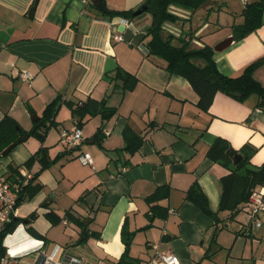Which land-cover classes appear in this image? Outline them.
Returning a JSON list of instances; mask_svg holds the SVG:
<instances>
[{
	"label": "crops",
	"instance_id": "0c3cea01",
	"mask_svg": "<svg viewBox=\"0 0 264 264\" xmlns=\"http://www.w3.org/2000/svg\"><path fill=\"white\" fill-rule=\"evenodd\" d=\"M144 2L102 0L99 8L82 0H0V119L10 115L29 131L45 106L59 100L43 141L27 136L0 158V176L12 164L31 177L38 172L42 183L35 196L18 205L20 221L2 238L9 264H34L38 250L49 252L56 244L62 260L76 256L81 264H114L124 250L123 225L135 231L130 254L141 264L157 251L175 253L178 264H264V211L256 226L244 206L233 214L218 210L220 179L229 169L209 154L222 137L237 151L245 143L254 146L250 163L264 165V98L251 94L238 100L217 91L209 108L200 109L189 81L142 48V33L152 20ZM243 3L208 0L194 12L172 6L182 19L164 26L191 33L194 45L214 47L242 22ZM141 8L133 19L110 14ZM262 55L264 22L224 50L214 49L213 56L220 72L235 75ZM118 68L137 79L132 89L122 91V80L114 78ZM23 71L32 78L21 79ZM253 75L264 84V64ZM88 97L106 99L116 113L109 119L86 115L78 125L67 101ZM77 125L83 141L68 147L60 132ZM125 129L143 138L133 152L123 148ZM42 145L56 159L42 170L38 160L26 167ZM82 152L91 154L92 165L78 160ZM194 182L212 213L186 198ZM155 192L159 198L149 201ZM154 203L164 216L153 213ZM67 210L72 216L65 219ZM49 211L61 220L51 222Z\"/></svg>",
	"mask_w": 264,
	"mask_h": 264
},
{
	"label": "trees",
	"instance_id": "16d2710c",
	"mask_svg": "<svg viewBox=\"0 0 264 264\" xmlns=\"http://www.w3.org/2000/svg\"><path fill=\"white\" fill-rule=\"evenodd\" d=\"M207 1L145 0L141 7H145V12H149L152 17L151 23L142 33V40H144L142 45L146 48L147 54L159 59L164 68L170 73L179 74L189 81L198 94L197 104L202 110L209 108L217 91L224 92L238 100H243L251 94L264 98V84L259 82L253 75L254 71L264 64V55L249 62L238 74L226 75L220 72L217 67L212 46L208 44L194 45L192 44L193 37L189 35L191 33L183 35V32L175 33L165 28V22L182 19L180 15L171 11L172 6L182 7L194 12ZM133 12L132 10H113L110 11V14H118L125 19H133L135 18ZM241 15L243 16L242 22L232 25V34L235 41L241 40L264 22V0H244ZM211 74L219 78V81L214 82L210 77ZM114 78L122 80L121 89L123 92L132 89L137 82L133 75L120 68L117 69ZM231 91L239 92L240 96L231 95ZM67 104L72 109L74 117L77 118L78 125L86 115L100 113L102 119H109L117 110L116 107L107 106L104 98L96 100L88 97L77 104L69 101H67ZM58 107L59 100L54 98L45 106L43 114L29 131L22 129L10 115L3 116L0 119V158L2 157V151L10 143L14 141L22 142L23 136L34 135L40 141H43L47 130L54 124L53 119ZM123 136L125 139L123 148L132 152L139 148L143 139L142 136L129 129L124 130ZM232 150L234 149L227 139L218 137L210 146L209 154L213 156L214 160L229 169V172L220 179L221 191L218 210H228L233 214L246 204L253 190L264 184V165L258 166L257 171H251L245 167L247 163H250V157L256 150L249 143H245L239 148L238 152L241 153L242 160L235 165L232 162ZM55 159L49 158L47 147L42 145L24 162V165L30 167L35 160H38L42 170ZM4 174H6L5 178L11 184L20 187V198L17 205L25 199H31L42 189V183L37 179L38 172L25 179L19 170V166L9 164ZM158 198L157 192L148 197L149 201H156ZM186 198L194 202L199 209L212 213L207 196L197 182H194L187 190ZM151 210L159 216L165 214L164 210L161 213L159 212L162 207L157 203L151 205ZM45 215L53 223L61 220V217L53 211H49ZM64 216L66 219L70 218L72 214L67 210ZM19 221V217L14 216L10 222L2 224L0 228V257L6 255L5 246L1 242L3 236L12 231ZM30 231L33 235H39L33 228H30ZM134 234L135 231H128L123 225L121 240L124 244V250L114 264H141L139 258L130 254ZM195 264H199V262Z\"/></svg>",
	"mask_w": 264,
	"mask_h": 264
},
{
	"label": "built area",
	"instance_id": "2783aa9c",
	"mask_svg": "<svg viewBox=\"0 0 264 264\" xmlns=\"http://www.w3.org/2000/svg\"><path fill=\"white\" fill-rule=\"evenodd\" d=\"M84 4L94 3V0H82ZM129 22V21H128ZM116 39H122L121 35L115 36ZM142 46V45H141ZM145 49L144 46H142ZM23 80H30L32 73L23 71L19 73ZM61 141L68 147H77L83 141L82 129L79 126H74L70 129H63L60 132ZM78 160L83 165H92L93 157L89 152H82L78 156ZM25 179L31 177L27 171H21ZM20 197V187L11 184L4 176H0V221L2 224L8 223L16 216L17 202ZM244 208L247 210L249 218L256 226L261 225L259 213L264 211V184L258 186L250 194ZM62 247L56 244L48 252L45 249H40L36 255L34 264H81V259L76 256H70L67 260L60 258ZM179 258L173 252L157 251L156 256L146 262V264H178ZM0 264H9V258L5 255L0 257Z\"/></svg>",
	"mask_w": 264,
	"mask_h": 264
},
{
	"label": "water",
	"instance_id": "95a60500",
	"mask_svg": "<svg viewBox=\"0 0 264 264\" xmlns=\"http://www.w3.org/2000/svg\"><path fill=\"white\" fill-rule=\"evenodd\" d=\"M94 3L99 7L102 8V0H94ZM145 8V7H144ZM144 8L138 9L137 11H135L134 15H137L139 13L142 12V10ZM121 29V28H120ZM234 37L233 35L223 39L222 41H220L218 44H216L213 48L217 51H221L224 50L225 48H227L230 44H232L234 42ZM210 77L212 78V80L214 82H218L219 78H217L214 74H211ZM231 95L233 96H240V93L237 91H231L230 92ZM38 117H35L34 120H37ZM27 136H23V139H26ZM18 141H14L12 143H10L1 153L2 156H6L16 145H17ZM232 154V162L233 164H237L238 162H240L242 160V155L241 153H239L237 150H232L231 151ZM245 167L251 171H257L258 167L253 165L252 163H247L245 165ZM20 198V197H19ZM29 219H25L24 222H28Z\"/></svg>",
	"mask_w": 264,
	"mask_h": 264
},
{
	"label": "rangeland",
	"instance_id": "374dc122",
	"mask_svg": "<svg viewBox=\"0 0 264 264\" xmlns=\"http://www.w3.org/2000/svg\"><path fill=\"white\" fill-rule=\"evenodd\" d=\"M239 1H241L242 2V0H239ZM242 4V3H241ZM2 226V222L0 221V227ZM141 237V236H140ZM139 237V238H140ZM140 240H141V238H140ZM132 244V243H131ZM214 245V244H213ZM213 245H212V247H213ZM138 246V245H137ZM140 248L139 247H137V249H135L134 250V252H136V251H138ZM216 259V258H215Z\"/></svg>",
	"mask_w": 264,
	"mask_h": 264
}]
</instances>
